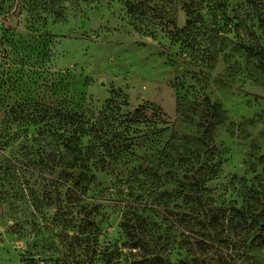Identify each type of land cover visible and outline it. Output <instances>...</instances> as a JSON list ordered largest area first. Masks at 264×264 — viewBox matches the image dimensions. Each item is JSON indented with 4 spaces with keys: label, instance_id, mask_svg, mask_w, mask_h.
<instances>
[{
    "label": "rangeland",
    "instance_id": "rangeland-1",
    "mask_svg": "<svg viewBox=\"0 0 264 264\" xmlns=\"http://www.w3.org/2000/svg\"><path fill=\"white\" fill-rule=\"evenodd\" d=\"M195 1L0 0V264H264V0ZM110 101L166 124L84 179L4 116Z\"/></svg>",
    "mask_w": 264,
    "mask_h": 264
},
{
    "label": "trees",
    "instance_id": "trees-1",
    "mask_svg": "<svg viewBox=\"0 0 264 264\" xmlns=\"http://www.w3.org/2000/svg\"><path fill=\"white\" fill-rule=\"evenodd\" d=\"M6 1L13 2L17 9L25 3V0ZM129 6L130 8L134 7L133 4H129ZM184 7L190 18L196 20L202 18L198 13L201 9L199 2L189 0L188 3L184 4ZM261 54L260 59L264 63V52ZM56 114L55 110L49 108L22 105L15 109L11 108L4 113V116L14 124L17 123L18 127L27 123L35 126L45 124L38 136L40 138L45 136L56 137L59 151L56 149V152L45 154L46 160H40V164L43 165L45 161L53 164L58 157V163H64L70 169L79 170L78 176L83 179L90 172L88 164L91 160L104 164L107 163V160L114 163L118 161L117 157H119L122 148L125 149L128 145H132V142L137 139L129 134L133 126L166 124L164 115L158 109L144 106L136 109L133 113L121 114V109L113 101L108 103L102 115L96 120H89L82 115L67 112L59 119L62 125H55ZM54 126H57L58 129H54ZM132 132L135 133V130ZM161 132L156 131V135ZM81 139H87L86 144ZM60 175L67 174L62 173ZM64 181L68 182L67 180ZM79 185L78 181L74 182V186Z\"/></svg>",
    "mask_w": 264,
    "mask_h": 264
}]
</instances>
